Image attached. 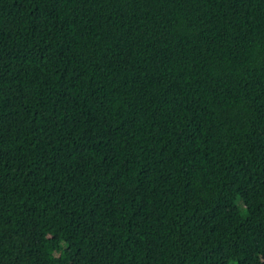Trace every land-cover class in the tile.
I'll return each instance as SVG.
<instances>
[{
	"label": "trees",
	"instance_id": "1",
	"mask_svg": "<svg viewBox=\"0 0 264 264\" xmlns=\"http://www.w3.org/2000/svg\"><path fill=\"white\" fill-rule=\"evenodd\" d=\"M0 264H264V0H0Z\"/></svg>",
	"mask_w": 264,
	"mask_h": 264
}]
</instances>
